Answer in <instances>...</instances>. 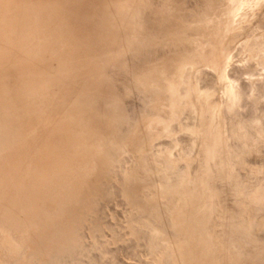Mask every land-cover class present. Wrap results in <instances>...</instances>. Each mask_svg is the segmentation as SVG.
Listing matches in <instances>:
<instances>
[{
	"label": "rangeland",
	"instance_id": "1",
	"mask_svg": "<svg viewBox=\"0 0 264 264\" xmlns=\"http://www.w3.org/2000/svg\"><path fill=\"white\" fill-rule=\"evenodd\" d=\"M67 1L68 2L65 1V4H63V6L72 15L74 30L78 31L84 48L94 51H99L101 49L112 51V55H108L107 57L100 56L97 53L95 55L96 57H98V59H101V62L103 63L102 69H105V72L101 70L96 75V77H94V75H87V71L81 70L76 75L78 80L76 90H83L84 93L87 94L83 105L84 112L81 113L84 120L88 122L94 121L98 124V128L100 129V131H102V128L104 127L103 133L108 132L110 135L114 134L112 136H121V133H123L124 131L127 132H124V134H128L129 132L131 133L130 130L132 128V132L135 130L134 128L139 129L144 123L142 120H140V118L142 119L145 114L149 115L151 114L149 112H152L151 105L149 104L151 102V95L152 93H154V91H152V89L149 91L146 87H143L145 86V83L142 84L141 80L137 83L138 85H140L139 83H141V85L143 86H140L143 88L138 87L136 83L132 84V79L134 80L136 78L133 81L136 82L139 76L141 77L143 74L146 75L147 73L145 72H151L150 69L153 70L152 64L153 67L155 66V69L158 66L156 72H160L163 67L161 65V62L163 63V61H166V58L170 62L172 61V65L174 64V61L175 63L178 60V63L182 61L184 64L183 66L179 64L180 67H177L178 70L187 68L186 70L189 71L193 69L189 73H191V79L194 80L191 81V87H195V89H192L194 90V92L198 93V90H200L198 88L200 86H205L206 88L215 91V93L213 91V93L210 94V103L205 106L206 111H209L213 114L208 112L207 120L209 122H207L204 126L206 128H204L205 135L203 137V143H201V147L199 146L198 148H195L193 143V139H196L194 138L195 133L193 131L195 128L196 116L188 110L184 111V113L180 112L179 110L173 112L164 111L162 115H164L163 118H165L164 121L166 123H164V121L163 123L164 125L167 124V133L163 134L162 136H158L157 134L153 133V140H151L153 141L152 144L151 142H148L149 137L152 134V129L149 128L148 131L151 132L148 133V135L150 136H148L144 131L140 133L141 136L146 137L145 140L147 141H143V143L145 142V144L141 143V147H137L134 140H132L133 138L130 139L131 137L127 138L126 140H124L125 138L121 140L119 146L117 145L119 147L118 149L117 146H114L116 147V149L113 150V144L111 146L108 145L109 147H112V155L119 154L117 155V157H113L112 155L111 156L113 158L110 157V160L113 161L112 163L114 165L108 164L109 166L106 168V171L104 173L100 172L104 171V169L100 170L97 166L95 169H98L96 173L99 172L97 173L99 175L94 173L95 169H90L88 175L86 174L82 177L80 176V178L78 179V181L80 182V192L81 190L87 191L86 188L88 189L90 187V189L85 192L86 194L84 195L85 199L88 198L90 200L87 199L88 201L84 202L86 203L85 206L79 208L78 212L76 211L78 213V215L76 216V220L74 219V221H72L70 224L68 223L69 225L65 224L64 221L61 220L62 223L61 221H59L58 224L57 221L55 227H53L54 225H52L53 228H51V226H48L49 228L46 227L42 234H38V238H35L36 240H38L36 241V244L35 239H33L30 242L31 246L28 248V251L27 249H25L24 251L20 252L21 255L17 254L15 256L17 258L18 256L19 258L21 257L20 259L14 257L15 259L11 260L12 263L10 261V263L8 262L6 264H185V262H191L189 264H264V63L262 61L264 60V49L261 48L251 50V52L253 51L252 53H255L254 55L257 56L255 57L258 58L257 60L256 58H254V60L253 57H250L252 56V53H249L250 49L246 46L247 42H251V39L253 42L256 36V39L264 40V1L262 0L260 4H256L255 6H252V8L248 6L251 9L254 8V11L248 7L241 9V14V3L239 4V0H108L109 2H107V0ZM170 2H172V4ZM228 2L232 3V7H234V15L228 21L229 30L226 33V37L218 44L209 42L208 37L212 34L209 32L212 30V27L217 21H219L221 18L223 21L222 14L225 12V8L227 7ZM179 4L181 6H179ZM82 5L86 7L82 8ZM157 6L158 8L156 9ZM113 7L116 8L114 9L116 12H119L121 14L119 16L120 19H118L119 22H125L129 28H126L127 32L125 31V33H122L117 37H111V39L108 38L110 40L105 41L99 37V31L101 29V22L99 21L104 13V10H113ZM246 10L248 11L246 12ZM173 12H175L174 15L176 16V18L173 15ZM181 12L185 14H182ZM176 13L178 14V16ZM251 15H253V17ZM174 18L175 20H173ZM244 18L246 20L248 19V22L245 21ZM242 20H244V22ZM138 21H140V23L143 22L145 25L142 26L141 31H137L134 28V24H136ZM203 21H205L204 24H202ZM239 22L241 23V25ZM257 22L259 23L257 24ZM234 23H236L237 25ZM250 24L252 25L250 26ZM238 25L239 27H237ZM245 25L248 26L245 27ZM259 26L261 29L259 28ZM153 27L155 28V30ZM243 27L245 28L246 32L250 34H247L245 32L242 35H239L237 29H243ZM234 31H236L237 33H235ZM231 33H234L235 35ZM187 34H189L188 38L186 36ZM191 34L192 36H190ZM194 35L198 36V39L201 37L200 39L202 40V42L206 44L203 45V43L200 41L201 47L196 45L194 41L196 40V37H194ZM228 37L230 38V40ZM231 39H233L234 41L237 40L238 42L235 41V44H232L233 40ZM185 41L187 42V44ZM136 42H138L139 45ZM135 43L136 45H138L137 48H143V50L140 49L141 53H139V49H136V45H134ZM238 43L239 46H237ZM178 44L180 46H185L186 44L189 49L188 47L184 48V46H182L184 48L183 49L182 47L178 46ZM165 46H167L168 48ZM169 48H172L174 51H171L170 53L171 49ZM179 48H181L182 50H179ZM165 49L166 51H169V53L164 51ZM186 49L189 51V53L188 51H186ZM198 49H202V51H198ZM209 50L210 52H214V56L211 57L215 58L217 65H219L218 67L222 68L220 70V73L223 74L222 76L219 75L222 81L220 79H217L218 75L217 73H214L216 72V70L212 66H207L205 64L204 56L205 54L207 55V53H209ZM158 52H160L161 55ZM172 52L175 55H172ZM229 52L230 54H228ZM153 53L155 54V57ZM166 53H168L169 57L175 56V58L173 60H170L172 57L169 58ZM231 53H233V55ZM156 54H158L157 57ZM176 55H178V57ZM190 55L192 56V58L190 57ZM164 57L166 58L164 59ZM186 58L187 61L184 62ZM103 59H105V61ZM168 60L166 63H170L168 62ZM89 62L90 61H88L87 63L89 64ZM166 63L164 62L163 64L167 65ZM189 64H192L193 67H190L191 65ZM144 66L150 69L145 71ZM126 68L129 72H126ZM196 68H198V70H194ZM142 70H144L145 72ZM137 73L139 76H137ZM202 75L207 76V78L205 76L202 77ZM173 76H175V74ZM193 77H195L196 80L197 78L202 79L195 82L196 80ZM225 81L228 83L225 84ZM193 83L194 85L192 86ZM208 83L211 86L208 85ZM213 84L215 88L212 87ZM222 85H224V87H222ZM102 87L105 89V91L104 89H102ZM131 87H133V91ZM135 87H138V89H136ZM225 87H227L228 89ZM234 87L235 89L238 87L237 91L234 89ZM111 88H113L112 91H109ZM99 89L100 91L102 90L101 92L99 91L100 93H98ZM136 90L138 91V93L136 92ZM145 90L146 92H144ZM232 90L236 93V95H234L235 93ZM107 91L110 92V94L107 93ZM92 92L93 94L95 93V95H93ZM103 93L106 97L102 95ZM126 95L127 97H124V99L123 96ZM222 95L223 99L221 97ZM119 97L121 99H119ZM218 98L220 99V102ZM120 100L125 101H123V103ZM90 101H92V103H90ZM217 101L219 106L216 105L215 107ZM212 104L213 106L211 108ZM120 105L123 107H121ZM207 108L209 109L207 110ZM138 109H140V111ZM117 111H120V113ZM178 111L180 113H178ZM97 112L98 114L96 116ZM141 112L144 113V115H142ZM126 115L129 117H127ZM137 116L139 117V124H137ZM135 117L137 120H134ZM191 118H194V120ZM221 118L222 120H224L222 121ZM130 119L133 120L131 121ZM218 119L220 120V123H217V125L214 122H216V120ZM192 121L194 124L192 123ZM113 122L116 123L113 124ZM152 123L153 122L149 123L148 125L151 124L153 128H156L157 126L155 127V124L153 125ZM131 124L133 125V127ZM191 124H193L194 126ZM188 127H191L190 131ZM110 128L112 131L108 130ZM125 128H127V130ZM115 132L117 134H115ZM212 132L214 135H210V133ZM219 133L220 135L218 136ZM209 136L211 139L208 138ZM127 140L129 142H127ZM216 143L218 147H216ZM121 146L124 147L122 148ZM133 147H136L137 149H134ZM117 150L120 152H117ZM131 152H134L133 156H131ZM142 155L145 157H143ZM148 158H151L150 161ZM158 158H161L162 160L160 159L161 161H158ZM164 158H166L167 161H165L166 159L164 160ZM156 160L158 162H156ZM142 161L144 162V164H142ZM152 161H155L154 164H152ZM162 161H165V163H163ZM169 161H172V163ZM173 161H175V163ZM159 162L161 165L159 164ZM133 169H135V171H133ZM107 170L112 171H110L111 175L107 174L109 173ZM136 171H139L138 174ZM134 172H136L135 175ZM130 173L131 175H129ZM196 173L197 175H195ZM105 174L107 175L105 176ZM100 175L102 177H99ZM95 177L98 183L94 181L96 180L94 179ZM199 177L202 179L201 182H203L204 184L201 182L200 184L196 182L200 186L201 194L196 198L195 206L192 207L189 205V207H187V205L182 202H174V205L166 202L167 195L171 199V201L167 199L168 202H172V197H179V195L175 194V192L177 191H175L174 188L172 189V181H175L177 179L180 181L179 185L185 186L189 180H193L194 178ZM90 179H92V182ZM184 179L186 182H183ZM139 180L141 181V183L139 182ZM168 180L171 182H168ZM89 182L92 184H89ZM163 182H168V184L170 185H167L166 183L165 187V184ZM124 183L125 185H123ZM126 184H129L128 187ZM132 184L133 186H136L134 188L133 186H131L130 188V185ZM159 184L162 187L164 185V188L168 189L166 190L167 192L165 191V189H161ZM123 189L126 192L129 191L128 193L130 194V196L129 194L124 192ZM178 189L179 187H176V190ZM154 192L156 194H154ZM125 194L128 195L127 199L129 198L130 202L125 201L127 200L126 198H124L126 196ZM204 200L205 203H203ZM176 204L180 206L176 207ZM202 204L205 205L202 206ZM143 205H146L147 208ZM181 206L182 209H180ZM143 207L145 208L144 210L146 212H144ZM201 207H204V210L201 209ZM175 208L178 212H176ZM183 209L187 211H183ZM197 211L198 213L196 215ZM85 212L89 213L86 214ZM184 213L187 217L191 216L192 218L189 217V219L187 220V217H185ZM172 214L174 215L172 216ZM182 214L184 216H182ZM171 218L176 221H172V226H170V223H172L170 222L172 220ZM63 224L65 228H61ZM50 228L52 229V231L50 230ZM170 230L174 232H171ZM47 231L48 233L50 231L51 234L49 233V235ZM53 233H55L56 235H53ZM61 234L65 235L63 236ZM45 235L47 236V238L45 237ZM166 235L168 238L165 237ZM48 240L51 241L49 242ZM58 240H61L62 243ZM164 240L167 243H164ZM170 240L173 242L172 245L170 243ZM182 240L183 242H181ZM217 240L219 241L216 242ZM227 240H229L230 242ZM39 243H41V245ZM182 243L186 245H183ZM165 244L167 246L169 245L168 248L170 247L171 249H168ZM173 244H177L178 246ZM180 244L183 246H180ZM36 245L40 246L37 247ZM42 245H44L45 247H42ZM57 246L59 247V252L57 251L54 254L57 257L53 255V258L51 259L50 257L53 249L58 248ZM173 246H177L175 250V247L172 248ZM178 247H182L181 250ZM31 248L33 249V251L30 250ZM48 249H50L51 251H49ZM170 250L173 253H171ZM179 250L181 251V253L179 252ZM43 251L46 252L44 255L46 258L43 256ZM183 253L184 255H187H185L184 257ZM48 254H50V257ZM172 254H174L175 257L177 256L178 259L184 258L185 261L178 259L176 261L174 255L172 256ZM47 256L49 257L48 259ZM187 256L188 258H186ZM40 257L43 261L40 260L39 262ZM219 259L220 261H218Z\"/></svg>",
	"mask_w": 264,
	"mask_h": 264
},
{
	"label": "bare ground",
	"instance_id": "2",
	"mask_svg": "<svg viewBox=\"0 0 264 264\" xmlns=\"http://www.w3.org/2000/svg\"><path fill=\"white\" fill-rule=\"evenodd\" d=\"M65 1L68 2L67 0H0V264H6L8 262L10 263L11 260L17 258V257H15L17 254L19 255L20 252L24 251L25 249H27V251H28V248L31 246L30 242L33 239H35L38 236V234H42V232L44 231V229L46 227L51 226V228H53V227H55L56 222L58 221V224H59V221H61V220L64 221L65 224H68V223L70 224L72 221H74V219L76 220V218H77L76 216L78 215V213H77L78 209L85 206V204H86V203H84L85 201L90 200L87 197L86 198L88 200L85 199V197H84V195L86 194L85 192H87L90 189V187L88 186L89 188L88 189L86 188L87 191L81 190V192H80V182L78 181V179L80 178V176L82 177L86 174L88 175L89 170L95 169L97 166L100 170L104 169V171L99 170L100 172L104 173L106 171V168L110 164H113L112 163L113 161L110 160L111 159L110 157H112V156L117 157V155H119V154H116V155L113 154L112 155L111 154V148L114 146H117V145L119 146L121 140H123L124 138H125L124 140H126L127 138L131 137L130 139L133 138L132 140H134L137 147L138 146L141 147L142 146L141 143H143V141H146L145 140L146 137L141 136L140 133H142L144 131L148 135V133L151 132V131L149 132L148 130H149V128H151L152 134H151V136L148 135V136H150L148 142H151V144H152L153 141H151V140H153V136H152L153 133L157 134L158 136H162L163 134L167 133V126H166L167 124L164 125V123H166V122L164 121L165 118H163L164 115H162V113L164 111L173 112V111L179 110L180 112L184 113V111L188 110V111H191L196 116V122L194 121L195 122V128L193 130L195 133L194 138H196V139H193L194 140L193 143H194V147L198 148L201 145V143H203V137L205 135L204 128H206L204 126L207 122H209L207 120L208 119L207 115H208L209 111H206L205 106L210 103L209 97H210V94H212L214 90L212 91L211 89H208L205 86H200L198 88V89H200V90H198L199 92L198 91H197L198 93L194 92V90H192V89L193 88L195 89V87H193V88L191 87V81H194V80L191 79V73H189L193 69H191L189 71L186 70L187 68L186 69L183 68L184 70L183 69L178 70L177 67H180L179 64L183 66L184 63L182 61L180 63H178V61H179L178 60L176 63L174 61V64L172 65V63H171L172 61L170 62L166 57H164V59L166 58V61H163V63L164 62L166 63L168 60V62H170L171 65H170V63H166L167 65H164L161 62V65L163 67H162V70L158 73L156 72L157 71L156 69H158V66L155 69L154 68L155 66L153 67V64H152L153 70H151L150 68L145 67L146 66L145 65L144 66L145 71L150 69L151 72H145L144 70H142L147 74L146 75L143 74L140 77L137 73V76H139L140 79L138 78L139 80L137 79L136 82H133L136 78L134 80L132 79V84L136 83V85H138L137 82H139L141 80L142 84L145 83L144 84L145 86H143V85H141V83H139L141 86L146 87L149 91L151 89H152V91H154V93H152V95H151V102L149 104V105H151L152 112H149V113H151L149 115L148 114L144 115V113H142L143 111L141 112L142 115H144V116L142 117V119L140 118V120H142L144 123L139 129L134 128L135 130L132 132V129H133L132 128L130 130L131 133L129 132L128 134H124V132L127 133L126 131H124L123 133H121L122 134L121 136L120 135L112 136L114 134L110 135L108 132L103 133L104 127L102 128V131H100V129L98 128V124L95 123L94 121L88 122V121L84 120L82 118L81 113L84 112L83 105H84V100L87 97L86 96L87 94H85L83 90H78V89L76 90V86H77V82H78L76 75L79 73V71L85 70V71H87V73H86L87 75H94V77H96V75L101 70H103L102 69L103 63L101 62L100 58L98 59V57L95 56L96 53L99 54L100 56L107 57L108 55H112V51L107 50V49H101L99 51H94V50L84 48V46L81 42V39H80V35L78 34V31L74 30L73 23H72V15L63 6V4H65ZM70 1L71 0H69V2ZM169 1H173V0H169ZM239 1H240L239 4L241 3V8H240V10H241V9L247 8L248 6H250L252 8V6H255L256 4H260V2L262 0H239ZM107 2H109V1L107 0ZM127 3H128V1H127ZM170 3L172 4V2H170ZM121 6H122V4H121ZM179 6H181V5L179 4ZM242 6H243V8H242ZM84 7H86V6H83L82 8H84ZM250 7H248V8H250ZM109 8H111V7H109ZM157 8H158V6L156 7V9ZM160 8H162V7H160ZM233 8L234 7H232V3L228 2L227 7L225 8V12L222 14L223 21H222V18L219 21H217L214 24V26L212 27V30L209 32V33H212L208 37L209 42L218 44L220 41H223L225 39L226 33L229 30L228 21L234 15L233 14ZM114 9H116V8L113 7V10H109V9L104 10V13L101 16L100 21H99V22H101V29L99 31V37L105 41H109L111 39V37H117V36L121 35L122 33H125L126 28H129L125 22L124 23L119 22L118 19H120L119 16L121 14L119 12H116ZM253 9H251V10H253ZM125 10H127V9H125ZM123 11H124V9H123ZM247 11L248 10H246V12ZM163 12H164V10H163ZM241 12H242V10L240 11V14H241ZM237 13H239V12H237ZM174 14H175V12H173V15ZM182 14H185V13H182ZM124 15H126V14H124ZM177 16H178V14H177ZM251 16L253 17V15H251ZM244 17H245V15H244ZM175 18H176V16H175ZM175 18L173 20H175ZM140 19H142V18H140ZM189 20H191V19H189ZM140 21H138L136 24H134V28L137 31H141L142 26H145L144 23L143 22L140 23ZM242 21L244 22V20H242ZM245 21L248 22V19L247 20L245 19ZM204 22L205 21H203L202 24H204ZM258 23L259 22H257V24ZM234 24H236V23H234ZM240 25H241V23H240ZM251 25L252 24H250V26ZM247 26L245 25V27H247ZM237 27H239V25ZM254 28H256V27H254ZM259 28H260V26H259ZM149 30H150V28H149ZM154 30H155V28H154ZM237 30H238L239 35L240 34L242 35L243 33L246 32L244 27H243V29L238 28ZM250 30H252V29H250ZM262 31H263V29H262ZM234 32L237 33L236 31H234ZM132 33H133V31H132ZM229 33H230V31H229ZM231 34H234V33H231ZM247 34H250V33H247ZM188 35L189 34L186 35L187 38H188ZM190 36H192V34ZM194 37H196V40H194L196 45L200 46V41L202 42V40L200 39L201 37L199 36L200 40L197 38L198 36L194 35ZM256 37L254 38L255 40L253 42H252V39H251V42H249V41L247 42V40H246V42H247L246 46H247V48L250 49L249 53L251 52V50L261 49V48L264 49V40L256 39ZM108 38H110V39H108ZM242 38H244V37H242ZM184 39H185V37H184ZM239 39H241V38H239ZM229 40H230V38H229ZM231 40H233V39H231ZM136 41H137V39H136ZM235 41H237V40H235ZM235 41L233 40L234 43L232 42V44H235ZM239 41H241V40H239ZM243 42H244V40H243ZM136 43L138 44V42H136ZM136 43L134 45H136ZM239 43L237 46H239ZM186 44H187V42H186ZM186 44H185L186 47L184 45H182V46H184V48H187L188 46ZM204 44H206V43H203V45ZM138 45H136L137 50L139 49V48H137ZM146 45H147V43H146ZM178 46H180V45L178 44ZM182 46H180V47H182ZM190 46H192V45H190ZM165 47H167V46H165ZM242 47H243V43H242ZM134 49H135V47H134ZM169 49H171L170 53H171V51H174L172 48H169ZM180 49L181 48H179V50ZM188 49H189V47H188ZM192 49H195V48H192ZM245 49H243V50H245ZM141 50H143V48ZM141 50L139 53H141ZM164 51H166V49ZM186 51H188V50L186 49ZM198 51H202V49H198ZM238 51H239V49H238ZM166 52L169 53V51H166ZM208 52L209 53H207V55L205 54V56H204L205 64L207 66H212L216 70V72H214V73H217V75H218L217 79L218 80L220 79L222 81L221 77L219 76V75L222 76V74H223V73H220L221 72L220 70L222 68L218 67L219 65H217L215 58L211 57V56H214V52H212V51L210 52V50ZM126 53H127V51H126ZM158 53H160V52H158ZM168 53H166V55H168ZM188 53H189V51H188ZM228 54H230V52ZM231 54L233 55V53H231ZM254 54L252 53L251 54L252 56H250L251 58L253 57V59L257 57ZM153 55L155 57L154 53H153ZM160 55H161V53H160ZM172 55H175V54H173V52H172ZM157 56H158V54H156V57ZM176 56L178 57V55H176ZM122 57H125V56H122ZM150 57H151V55H150ZM168 57H169V55H168ZM171 57L172 56H170L169 58H171ZM190 57L192 58L191 55H190ZM194 57H197V56H194ZM135 58H134V61H135ZM174 58H175V56H173L170 60H173ZM199 59H200V55H199ZM257 59L258 58H256V60ZM103 60L105 61V59H103ZM124 60H123V62H124ZM88 61H90L89 64L87 63ZM186 61H187V58L184 62H186ZM262 61L264 63V60H262ZM262 61H260V62H262ZM132 63H133V61H132ZM185 65H186V63H185ZM189 65H191L190 67H193L192 64H189ZM119 66H120V63H119ZM132 66H133V64H132ZM129 68H130V66H129ZM198 68H196L194 70H198ZM200 69H201V66H200ZM104 70H103V72H105ZM127 71H128V69L126 70V72ZM210 71H208V72H210ZM172 72L175 74V76H173L174 74ZM176 72H178V73H176ZM192 72H194V71H192ZM226 72H227V70H226ZM192 74H195V73H192ZM193 76H195V75H193ZM203 76H205V75H202V77ZM213 76H214V74H213ZM205 77L207 78V76H205ZM193 78H195V77H193ZM211 78H212V76H211ZM201 79L202 78H199V79L197 78V80H196V78H195V80H196L195 82L200 81ZM215 79H216V77H215ZM215 83H217V82H215ZM226 83H228V82L225 81V84ZM233 83H234V81H233ZM140 85H138V87L143 88ZM193 85H194V83L192 84V86ZM208 85H210V84L208 83ZM224 85H222V87H224ZM104 86H106V85H104ZM129 87H130V85H129ZM138 87H135V88L138 89ZM212 87H214V84ZM131 88L133 91V87H131ZM135 88H134V90H135ZM218 88H219V84H218ZM225 88H227V87H225ZM237 88L235 89V87H234V89L236 91H237ZM89 89H90V87H89ZM102 89H104V88L102 87ZM112 89L113 88H111L109 91H112ZM99 91H100V89L98 90V93H100L102 90L100 92ZM104 91H105V89H104ZM87 92H89V91H87ZM136 92L138 93L137 90H136ZM144 92H146V90ZM230 92H231V89H230ZM104 93L102 95H104ZM107 93L110 94V92H108V91H107ZM214 93H215V91H214ZM218 93H217V96H218ZM92 94H93V92H92ZM139 94H140V92H139ZM93 95H95V93ZM234 95H236V93ZM239 95H240V93H239ZM135 96H136V94H135ZM145 96H146V94H145ZM224 96H225V94H224ZM124 97H127V95L123 96V98ZM137 97H138V95H137ZM221 97L223 99V95ZM119 99H121V98L119 97ZM97 101H98V99H97ZM123 101H125V100H123ZM123 101H121V102H123ZM212 102H213V100H212ZM219 102H220V99H219ZM90 103H92V101H90ZM101 103H102V101H101ZM216 105L219 106L218 101L215 104V107H216ZM90 106H91V104H90ZM212 106H213V104L211 105V108H212ZM121 107H123V106H121ZM136 108H138V107H136ZM208 109L209 108H207V110ZM213 109H214V107H213ZM94 110H97V109H94ZM138 110L140 111V109H138ZM179 111H178V113H180ZM117 112L120 113V111H117ZM206 112H207V114H206ZM119 113H117V114H119ZM209 113H211V112H209ZM97 114H98V112L96 113V116H97ZM211 114H213V113H211ZM227 115H228V113H227ZM212 116H215V115H212ZM229 116H231V115H229ZM116 117H118V116H116ZM127 117H129V116H127ZM101 119H102V117H101ZM116 119H118V118H116ZM137 119L135 117L134 120H137V124H139L140 123L139 117ZM191 119L194 120V118H191ZM210 119H211V117H210ZM221 120H222V118H221ZM138 121H139V123H138ZM163 121H164V123H163ZM151 122H153L152 124L153 125L155 124L154 126L155 127L157 126V127L153 128V126H151V124L148 125ZM114 123H116V122H113V124ZM192 123H193V121H192ZM214 123L219 124L220 120L218 119ZM144 124H145V126H144ZM193 124H191V125H193ZM132 127H133V125H132ZM190 128L191 127H188L189 131H190ZM213 128H214V124H213ZM125 129L127 130V128H125ZM108 130H111V128ZM115 134H117V133L115 132ZM211 134L214 135L213 132L210 133V135ZM219 135H220V133L218 134V136ZM208 138L211 139L210 136ZM127 142H129V141L127 140ZM112 144H113L112 147L108 146V145L111 146ZM143 144H145V142ZM118 146H117V149L119 148ZM216 147H218L217 143H216ZM115 149H116V147L113 148V150H115ZM147 151H148V149H147ZM168 151H169V149H168ZM117 152H120V151L117 150ZM124 153H125V151H124ZM133 153L131 154V156H133ZM216 153H217V151H216ZM171 154H172V152H171ZM212 156H213V153H212ZM143 157H145V156H143ZM118 158H120V157H118ZM169 158H171V157H169ZM148 159L150 161L151 158H148ZM160 159L158 161H161L163 158L161 160ZM165 159L166 158H164V160ZM167 159H168V155H167ZM167 159L165 161H167ZM172 159H173V157H172ZM138 160H140V159H138ZM144 160H146V159H144ZM158 161L156 160V162H158ZM165 161H162V162L165 163ZM154 162L152 161V164H154ZM169 162L172 163V161H169ZM173 162L175 163V161H173ZM115 163H116V161H115ZM142 164H144V162ZM159 164H160V162H159ZM168 166H169V164H168ZM139 168H140V165H139ZM131 170H132V168H131ZM96 171H98V169H95L94 173H96ZM110 171H108L109 173H107V174L111 175L110 173L112 171L111 172ZM133 171H135V169H133ZM130 172H132V171H130ZM136 172H134V175ZM138 172H137V174H138ZM187 172H188V170H187ZM97 173H99V172H97ZM107 174H105V176ZM97 175H99V174H97ZM97 175H96V177H97ZM101 175L99 177L103 176V175L102 176ZM129 175H131V173ZM195 175H197V173ZM96 177L94 179H96ZM208 177H209V175H208ZM90 180L92 182V179H90ZM201 180L202 179L200 177L194 178L193 180H189L185 186L179 185L180 181L177 179L175 181H172L173 182L172 183V189L174 188L175 191H177V192H175V194L179 195V197L178 196L172 197V202H173L172 203V202H168V200L171 201V199L167 195L168 198L166 197V202L173 204V205H174V202L175 203L176 202L177 203L182 202L185 205H187V207H189V205L192 207L195 206L196 205V198L198 197V195L200 196V194H201L200 186H199ZM94 181H96L98 183L97 179ZM139 182L141 183L140 180H139ZM168 182H171V181L168 180ZM168 182H166L167 185H170V184H168ZM183 182H186L185 179ZM196 182H198L199 184ZM166 183H164L165 187H166ZM201 183H203V182H201ZM89 184H92V183L89 182ZM123 185H125V183ZM128 185H127V187H128ZM131 186H133V184L130 185V188H131ZM135 186H133V188ZM159 186L161 187V189H165L164 185L162 187L159 184ZM182 186H184V187H182ZM82 187H83V185H82ZM123 187H125V186H123ZM176 187L177 188L179 187V189L176 190ZM181 189H182V191H181ZM201 189H203V188H201ZM166 190H168V189L166 188L165 191ZM204 191H203V193H204ZM124 192H126V191L124 190ZM128 192H126V193L129 194ZM154 194H156V193L154 192ZM157 194H158V192H157ZM129 196H130V194H129ZM127 197H128V195H126L124 198L127 199ZM144 197H145V194H144ZM144 199H146V198H144ZM125 201H129V198ZM150 202H151V200H150ZM146 203H147V201H146ZM203 203H205V200ZM211 204H212V202H211ZM222 204H223V202H222ZM203 205H205V204H202V206ZM175 206L177 207L180 205L176 204ZM88 207H89V205H88ZM144 207L147 208L146 205ZM144 207H143V210L145 209ZM228 207H229V205H228ZM171 208H172V206H171ZM180 209H182V206ZM197 209H199V208H197ZM201 209L204 210V207H201ZM141 210H142V208H141ZM163 210H164V207H163ZM175 210H176V208H175ZM184 210L185 209H183V211ZM187 210H188V208H187ZM187 210H185V211H187ZM158 211H159V209H158ZM144 212H146V211L144 210ZM176 212H178V211L176 210ZM87 213H89V212H87ZM136 213H137V211H136ZM197 213H198V211L196 212V215H197ZM173 215L174 214H172V216ZM184 215H185V217H187L185 213H184ZM184 215L182 214V216H184ZM190 215H191V213H190ZM185 217H183V218H185ZM189 217L192 218L191 216H189ZM189 217H187L186 219L188 220ZM136 219H137V215H136ZM62 221H61V223H62ZM172 221H175V220L172 219L170 222H172ZM126 222H131V221H126ZM153 222H155V221H153ZM52 225H54V226L52 227ZM132 225H133V223H132ZM172 225H173V222L170 223V226H172ZM181 225H183V224H181ZM63 226H64V224H63ZM63 226H61V228H65V226L64 227ZM51 228H50V230L52 231ZM74 228H75V226H74ZM56 229H57V227H56ZM161 230H163V229H161ZM57 231H58V229H57ZM129 231H130V229H129ZM179 231H181V230H179ZM70 232H71V230H70ZM171 232H174V231H171ZM47 233H48V231H47ZM49 233L51 234L50 231H49ZM180 233H182V232H180ZM54 234L55 233H53V235ZM66 234H68V233H66ZM183 234H185V233H183ZM46 235H45V237L47 238ZM61 235L64 236L65 234H61ZM165 237H167V235ZM165 237H163V238H165ZM53 238H55V237H53ZM179 238H178V240H179ZM53 240H55V239H53ZM176 240H177V238H176ZM183 240L181 242H183ZM36 241H38V240L35 239V244L37 243ZM48 241L50 242L51 240H48ZM58 241L61 242V240H58ZM185 241H186V239H185ZM192 241H193V239H192ZM218 241L219 240H217L216 242H218ZM227 241H229V240H227ZM53 242H55V241H53ZM164 243H167V242L165 241ZM170 243L172 245L173 242L171 241ZM35 244H34V247H35ZM39 244L41 245V243H39ZM56 244H57V241H56ZM58 244H60V243H58ZM182 244L186 245L184 243H182ZM173 245H177V244H173ZM183 245L180 244V246H183ZM39 246H37V247H39ZM43 246L44 245H42V247ZM168 246H167V248H168ZM174 247L175 246H173L172 248H174ZM176 247L174 248V250L176 249ZM178 248L181 250L182 247L181 248L178 247ZM30 250L33 251L32 248ZM48 250L51 251L50 249H48ZM180 250H179V252L181 253ZM57 251L59 252V247L53 249L51 257H50V254H48L49 257L52 259L53 258L52 256ZM175 252H177V251H175ZM45 253L46 252L43 253V256L45 255ZM171 253H173V252L171 251ZM30 254H32V253H30ZM173 255L174 254H172V256ZM179 255H181V254H179ZM185 255H187V254H185ZM185 255L183 253L184 257H185ZM49 257L47 256V259ZM55 257H57V256H55ZM174 257H175V255H174ZM176 257H175V259L177 261L178 257L177 258ZM18 258H19V256H18ZM31 258H34V257H31ZM186 258H188V256ZM172 259H173V257H172ZM40 260H41V257L39 258V262H40ZM178 260L185 261L184 258L178 259ZM41 261H43V260H41ZM218 261H220V259ZM222 261H224V260H222ZM203 262H204V260H203ZM11 263H12V261H11ZM189 263H191V262H188V263L185 262V264H189ZM36 264H38V263H36Z\"/></svg>",
	"mask_w": 264,
	"mask_h": 264
}]
</instances>
